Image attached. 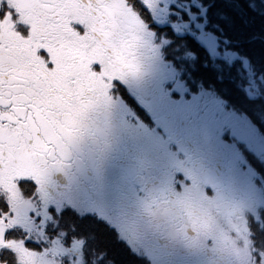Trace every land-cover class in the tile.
<instances>
[{"label":"snow or ice","instance_id":"snow-or-ice-1","mask_svg":"<svg viewBox=\"0 0 264 264\" xmlns=\"http://www.w3.org/2000/svg\"><path fill=\"white\" fill-rule=\"evenodd\" d=\"M246 11L264 19V0ZM154 12L161 0H0V264H115L94 243L100 228L157 264L169 243L204 264H264V200L218 193L177 163L108 207L98 172L82 166L116 137L147 156L171 151L189 108L209 153L244 134L218 92L189 99L166 39L149 26ZM86 180L98 187L82 197Z\"/></svg>","mask_w":264,"mask_h":264},{"label":"flooded vegetation","instance_id":"flooded-vegetation-1","mask_svg":"<svg viewBox=\"0 0 264 264\" xmlns=\"http://www.w3.org/2000/svg\"><path fill=\"white\" fill-rule=\"evenodd\" d=\"M244 6L247 3L236 0H161L162 12L148 14L151 29L158 37L166 39V58L179 66L189 84V99L193 91L211 89L227 100L230 108L235 109L239 102L236 99L234 69L239 60L238 52L235 40L226 33L227 27L222 23V16L217 13V9L227 8L235 13V9ZM188 117L186 132L174 142L171 151H157L147 156L127 141L116 137L109 146L101 147L86 157L82 166L95 168L98 172L108 207L134 200L136 193L151 182L153 173L170 170L177 163L194 168L197 177L206 179L209 188L218 193L243 194L255 200L256 191H262L264 164L250 155L252 137L258 138V134L253 131L246 115L239 114L238 118V125L244 130V134L233 136L228 144L214 141L210 153L204 146L205 133L201 118L194 108H189ZM234 154L243 156L242 166L236 165ZM178 155L184 157L183 161L177 159ZM249 165L256 174V191L252 195L250 187L253 183L246 180ZM96 187L97 184L83 181L78 194L88 197ZM95 210L100 216L110 219L106 215L104 204L96 206ZM102 229L112 236L111 230ZM97 246L107 250L98 244ZM115 246L121 256H112L107 250L115 264H157L158 255L146 253L140 258H133L125 246ZM164 260L165 264H204L202 255L171 243Z\"/></svg>","mask_w":264,"mask_h":264},{"label":"trees","instance_id":"trees-1","mask_svg":"<svg viewBox=\"0 0 264 264\" xmlns=\"http://www.w3.org/2000/svg\"><path fill=\"white\" fill-rule=\"evenodd\" d=\"M237 1L242 2V0ZM217 10V13L222 16V23L227 27L226 33L234 38L235 42L240 45V49L248 56L254 72L264 79V19L260 15L246 11V6L235 9V13L227 8H218ZM236 92L237 98L246 101L241 91L236 89ZM262 96L263 102L254 100L249 102V104L253 108L255 106L264 108V91ZM252 114L255 115L257 112L253 110ZM260 115L264 116V112ZM84 227L85 230H91L95 226L91 223H86ZM99 233L94 243L106 248L112 256L113 254L121 256V252L113 243L112 236L102 228L99 229Z\"/></svg>","mask_w":264,"mask_h":264}]
</instances>
